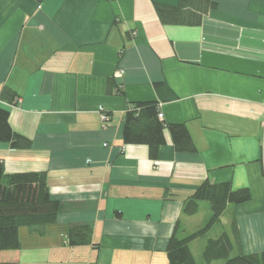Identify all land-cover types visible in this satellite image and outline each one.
Returning a JSON list of instances; mask_svg holds the SVG:
<instances>
[{
  "label": "crops",
  "instance_id": "crops-1",
  "mask_svg": "<svg viewBox=\"0 0 264 264\" xmlns=\"http://www.w3.org/2000/svg\"><path fill=\"white\" fill-rule=\"evenodd\" d=\"M212 1L200 25L184 26L154 9L178 0H0V106L31 141L0 142V159L7 174L45 172L61 205L53 223L21 227L20 248L0 251V263L168 264L173 232L184 238L210 219L205 201L182 213L204 180L252 198L189 243L196 262L223 263L202 258L223 233L231 256L264 252V0ZM135 102L185 124L196 152H177L167 130L155 160L147 145L124 144ZM77 225L90 243L68 244Z\"/></svg>",
  "mask_w": 264,
  "mask_h": 264
},
{
  "label": "trees",
  "instance_id": "trees-1",
  "mask_svg": "<svg viewBox=\"0 0 264 264\" xmlns=\"http://www.w3.org/2000/svg\"><path fill=\"white\" fill-rule=\"evenodd\" d=\"M214 7L212 0H178L176 6L154 3L160 22L168 25L198 26ZM118 93L121 94L122 89L118 88ZM2 96L11 103L18 98L9 88L3 89ZM159 111L157 102L131 103L123 117V143L147 145L150 159L155 160L160 147L166 142L167 130L177 152H196L187 126L182 123L166 124L158 117ZM8 118L9 111L0 106V142H7L15 149L30 148L31 141L15 132ZM251 198L252 194L248 188L233 189L230 182H201L193 194L184 200L182 213L187 216L196 214L199 202L205 201L211 211L210 219L204 227L184 238H178L173 232L166 248L168 264H198L189 243L204 236L219 222L228 205H238ZM60 209V203L50 198L45 172L7 174L0 159V251L19 249L21 227L33 228L51 224L56 220ZM90 238L91 229L86 225L72 226L67 231L70 246L88 244ZM232 250L230 238L223 233L216 239L208 240L202 258L205 263L223 261L222 264H264V252L245 254L239 251L235 256H231Z\"/></svg>",
  "mask_w": 264,
  "mask_h": 264
},
{
  "label": "built area",
  "instance_id": "built-area-1",
  "mask_svg": "<svg viewBox=\"0 0 264 264\" xmlns=\"http://www.w3.org/2000/svg\"><path fill=\"white\" fill-rule=\"evenodd\" d=\"M120 72H122V71H120ZM17 101H18V98L15 99V102L14 103H16ZM100 110H101V112H100V118L105 123V122H107L110 119V117L108 116V114L103 109H100ZM158 117L159 118H162V114L159 113L158 114Z\"/></svg>",
  "mask_w": 264,
  "mask_h": 264
},
{
  "label": "rangeland",
  "instance_id": "rangeland-1",
  "mask_svg": "<svg viewBox=\"0 0 264 264\" xmlns=\"http://www.w3.org/2000/svg\"><path fill=\"white\" fill-rule=\"evenodd\" d=\"M205 203H207V202H205ZM208 206H209V204H208Z\"/></svg>",
  "mask_w": 264,
  "mask_h": 264
}]
</instances>
